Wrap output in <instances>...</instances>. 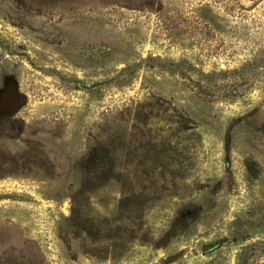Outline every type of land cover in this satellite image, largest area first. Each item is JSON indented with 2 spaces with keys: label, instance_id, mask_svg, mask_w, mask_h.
<instances>
[{
  "label": "rangeland",
  "instance_id": "obj_1",
  "mask_svg": "<svg viewBox=\"0 0 264 264\" xmlns=\"http://www.w3.org/2000/svg\"><path fill=\"white\" fill-rule=\"evenodd\" d=\"M0 264H264V0H0Z\"/></svg>",
  "mask_w": 264,
  "mask_h": 264
},
{
  "label": "trees",
  "instance_id": "obj_2",
  "mask_svg": "<svg viewBox=\"0 0 264 264\" xmlns=\"http://www.w3.org/2000/svg\"><path fill=\"white\" fill-rule=\"evenodd\" d=\"M70 60H73V61H75V59L73 58V57H68ZM75 62H77V61H75ZM251 134H249V135H251V136H253V137H257V138H259V134H258V132L257 131H253V130H251V132H250Z\"/></svg>",
  "mask_w": 264,
  "mask_h": 264
}]
</instances>
